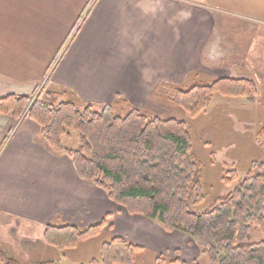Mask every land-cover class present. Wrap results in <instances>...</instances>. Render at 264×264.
Masks as SVG:
<instances>
[{"label": "crops", "instance_id": "1", "mask_svg": "<svg viewBox=\"0 0 264 264\" xmlns=\"http://www.w3.org/2000/svg\"><path fill=\"white\" fill-rule=\"evenodd\" d=\"M219 9L190 0H0V98L31 95L46 80L79 103L106 104L120 93L138 106L160 83L179 85L189 73L260 72L264 27ZM84 12L73 44L60 52ZM114 211L131 225L119 234L142 243L134 218L81 179L33 120L0 113V246L7 254L25 263L62 256L44 241L49 223L88 226L112 220Z\"/></svg>", "mask_w": 264, "mask_h": 264}, {"label": "trees", "instance_id": "2", "mask_svg": "<svg viewBox=\"0 0 264 264\" xmlns=\"http://www.w3.org/2000/svg\"><path fill=\"white\" fill-rule=\"evenodd\" d=\"M200 78L184 85L162 82L153 98L165 96L195 118L216 95L252 101L258 94L250 77ZM0 113L15 121L33 120L46 144L66 155L81 179L102 189L126 213L157 221L166 232L186 233L209 264H264V163L254 162L240 175L233 164L223 162L209 182L207 166L216 165L215 160L211 153L208 159L197 154L188 121L151 114L120 93L101 105L79 103L65 91L52 89L34 96L8 94L0 98ZM73 136L75 148L66 145ZM256 138L264 139V117ZM109 216L88 226L51 222L44 241L63 256L111 228ZM255 233L260 240H252ZM98 251L88 264H134L144 249L108 234ZM161 258L156 256L154 263L188 264ZM57 263L51 258L25 263L0 246V264Z\"/></svg>", "mask_w": 264, "mask_h": 264}, {"label": "rangeland", "instance_id": "3", "mask_svg": "<svg viewBox=\"0 0 264 264\" xmlns=\"http://www.w3.org/2000/svg\"><path fill=\"white\" fill-rule=\"evenodd\" d=\"M190 1L197 3L199 1H206L209 5H213L214 3V5L220 8L219 13L227 17L233 15H235L236 19L241 16L254 17L257 20L253 22H257V25L261 24L264 27V0ZM85 15L86 12L82 14L80 21L77 22V26L73 28L72 33L65 40L60 52L64 50L68 43L70 46L73 44V41L70 42V40ZM260 31H264V28L260 29ZM258 69L260 72L251 73L246 69L240 71L238 67H234L232 71L230 70L231 73L223 74L221 72L222 76L253 78L258 87V94L252 101L216 95L211 105L206 109L207 111L195 118H190L187 113L165 96H159V98L150 97L147 103L138 105L137 107L160 117H176L188 121L191 126L193 146L197 154L201 158L208 159L211 153L212 159L215 160L216 165L207 166L206 177L209 182L216 179L217 171L223 162L233 164L237 172L242 175L254 162L264 163V139L260 141L256 138V133L263 125L264 117V63ZM224 73H227V71ZM198 76L203 80L211 79V77L204 74L202 76L199 74ZM198 76L189 73V76L186 77L189 81L184 80L179 85L188 84ZM39 85V88L33 92V96L39 91L59 90L58 88H60L56 86L52 88L49 83H46V80H43ZM75 96L73 95L72 97ZM69 144L76 147V137L73 136ZM225 190L226 188L221 189V191ZM112 213L114 214L112 220L109 221L107 219L108 225H111L110 222H112L111 228L106 227L102 235L84 241L63 256L52 257L51 259L55 258L58 262L57 264H88L92 258H97L100 243L108 237V234L122 235L118 231H127L131 227L128 224L122 225L117 212L114 211ZM126 215L131 220L134 218L138 230L133 235L142 243L133 242L125 238L142 246L144 249L134 264H155L154 258L158 255L162 257L163 261L167 262L179 259L188 264H209L206 254L203 253L199 246L190 242V237L186 233L178 230L166 232L157 221L140 215ZM115 221H118V223ZM260 236V234L255 233L252 240L258 241L260 240Z\"/></svg>", "mask_w": 264, "mask_h": 264}]
</instances>
